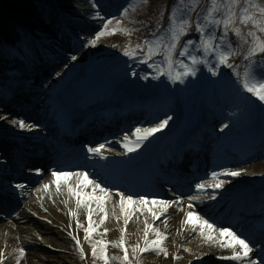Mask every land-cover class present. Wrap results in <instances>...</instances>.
Segmentation results:
<instances>
[{
  "label": "bare ground",
  "instance_id": "6f19581e",
  "mask_svg": "<svg viewBox=\"0 0 264 264\" xmlns=\"http://www.w3.org/2000/svg\"><path fill=\"white\" fill-rule=\"evenodd\" d=\"M4 1L8 2V0ZM50 1L51 0H42L37 11L38 14L40 11H42V9H44L43 11H45L46 14L53 16L50 17L48 15L45 18V22L48 23V26L44 27L40 33L44 41L37 44L34 40L27 38L26 46L31 47L29 54L27 53L28 59H18L20 61L16 59L17 61L14 62V66L18 65L19 63H21L23 66L25 65V75L27 77L34 75V73L41 72L42 68H47L46 70H50L52 72L54 68L53 64L50 66H41L38 63L40 58L46 54V49L51 50L52 53L56 55L57 60L60 61V63H58L56 66H59L61 63H65L69 59V53L71 50L76 52L83 61V59L86 58V53L83 49L84 45L86 44V40L82 39L86 38L87 36H83L82 33H79L84 29L80 26H86L84 31L90 32L95 28L96 24L100 23V19L97 16L98 11L93 8V5L89 0H53V3ZM51 4H53V7L51 8L52 11L51 9L47 10ZM52 20L55 21V23L51 24L50 22ZM74 36L77 37V40L74 45L71 46L69 44V39H71L70 37L74 38ZM36 49H38V54L35 53ZM6 62L8 63L9 61L6 60ZM49 62L51 63L52 61L49 60ZM3 64L5 65V63ZM26 66H28V68ZM27 77H22L23 80H19L15 85H13L16 86L14 88L17 90L19 89V92L26 93V91H28L32 85L39 84L37 81L32 82L31 80H35L33 78H28L30 81L25 80ZM53 87V84H50L48 89L44 90L43 88L41 90L42 94H40L39 98L42 102H46L44 96L53 93ZM0 88L6 89L4 85H0ZM5 102H7L5 104V107H7H4L5 110H8L7 108L10 106L16 105L15 101L13 100L8 99L5 100ZM47 102H50V100H47ZM52 102L57 107V99L53 100ZM11 108L13 107H10V109ZM29 115L30 121L24 122L25 127L21 128L19 123L16 127H14L13 124L8 122L9 118L0 114V133L4 134V141L18 150L20 155L33 152L32 146L34 145L50 144V140L52 139L51 133L42 129L40 126H37V121L44 114L31 113ZM124 142L127 143L126 141ZM131 143H134V140ZM147 144L148 141L144 142L141 147ZM112 147L114 149H119L121 152H127L124 146L120 145L119 147L115 144H112ZM140 148L137 150L139 151ZM101 153L105 154L107 157L120 156L119 154L104 148L101 150ZM91 154L93 153L89 152L87 158H92L94 161L103 160L94 157ZM148 156L149 154L146 153L140 161L135 162L132 166H125V169L127 170L126 172H117L112 175H108L105 185L110 186L113 190L117 189V191H111L105 195L104 193H100L98 189L96 190V195L103 197V202H105L103 205V207L105 206L103 212L100 211L99 208H93L94 205H98L95 200H88L83 195L85 192L91 195L92 186L88 185L87 187H83L81 179L74 176L68 177L67 179L61 177L59 181V190H57L55 185L49 186L47 189L44 187L42 192L39 193V197L35 201L29 202L28 197L24 204H22V207L17 211L16 215L12 218H7L9 219L8 223L0 225V245L5 246L10 242L12 244L18 243V246H20L15 248L11 253V256L15 258L11 264L38 263L36 261H40L42 259L41 251L47 249L46 247H49L50 241L53 240V238L59 237L62 229L66 231L72 230L73 234L79 237H81L84 233H87L86 230L89 227L88 207L92 208L91 226L93 230L98 229L101 225H105L106 222H114V220L107 221L106 219L108 217H112V219H115V221L119 219L125 220V214L121 210L118 193L131 194L132 196L137 195L138 197L142 196L143 193L136 192L137 189L126 188L122 186L120 182L126 178L132 177L140 164L141 167L145 166V158ZM107 163L108 161L95 165L101 166L106 165ZM62 170L65 171L66 169L62 168ZM147 170L150 171V167L147 166ZM86 175L89 177L90 175L95 174L91 172ZM138 179L139 177L134 178V183H138ZM238 179V183L227 185V188L223 186V188L215 190L210 187V185L215 182L207 183L205 184V190L197 191V199H195L196 202L190 199L188 196L187 198L180 196L178 198V203H176L175 206H170L164 210L159 219L164 223L162 225H158L155 229L159 230L160 232L165 231L164 236L166 239L163 241L168 246L170 245V248L172 249L171 261L168 264H198L202 260L204 261L205 259H209L213 256L219 257L220 253L226 254L224 249L220 247L218 243H216V240L208 241L205 239V237L200 235L198 228L193 227V225L198 224V221H196L195 218H193L192 224L186 223L187 213L189 211H193L194 213L202 214L205 218H209L214 216L215 213L223 212V210L221 211L220 205L224 199L230 196L227 195L228 192L231 193L235 190L240 191L244 189L242 186H247L245 183L246 180L242 176H239ZM69 188L81 191L82 195L80 198L84 200L85 203L78 206L76 203V196L68 191ZM174 194L177 195L176 193ZM213 195H215V199L211 198ZM258 197L259 196H256L255 198ZM177 204L182 205V207L179 208ZM189 204L192 205L191 209L188 207ZM126 207L129 211V218L132 216L134 217L135 214H139V219L142 217H152V221H155L156 219L153 218L151 213L148 211V208H152V210L156 211L158 214L161 213V206L153 205L151 203L144 206L132 204L126 205ZM34 209L37 211V213H35ZM261 211L262 210H259V208H251L249 210L250 213H261ZM167 212H169L171 216L166 215ZM245 212L248 211L245 210ZM72 213H75V215ZM165 221H167V223H165ZM211 221L213 220H210V222ZM0 222H2V220ZM38 222H47L51 226H47L46 224L39 226L37 224ZM170 229L173 231L175 230V232L171 234L169 231ZM177 233L179 234L177 235ZM23 248L26 249V251H23V254H21V249ZM237 251H239L238 247ZM233 254V249H231L228 256ZM253 256H256L260 261V264H262L260 260L261 258L257 256L254 251L250 253L249 259ZM220 260L227 264L243 263L242 261L223 258Z\"/></svg>",
  "mask_w": 264,
  "mask_h": 264
},
{
  "label": "snow or ice",
  "instance_id": "6c2138e0",
  "mask_svg": "<svg viewBox=\"0 0 264 264\" xmlns=\"http://www.w3.org/2000/svg\"><path fill=\"white\" fill-rule=\"evenodd\" d=\"M147 3V0H128V3L120 10L121 15L127 17L129 15V10L135 12L137 9L141 8ZM198 4V0H178L177 5L173 6V9L170 14V19L167 26L164 28V31L160 33L159 36H156L153 33L154 39L145 40L144 44L146 46V55L140 59L141 63L149 64L157 72V75L153 79H159L160 77H166L171 80L173 83H185V80L189 77H196L198 72L201 70V67L207 69L212 76H218L220 74L221 67H227L228 69H233V64L230 63V58L234 55L235 46L233 45L230 39V33L236 38H239L242 42H247V38H251V47L249 48L247 55L244 59L247 63L244 66L243 75L237 71L235 73L237 79L240 82V87L247 93H250L255 97L262 106H264V71H258V67L264 66V61L260 62V65L257 64V61L254 59L259 54H264V38H261L257 35V32L264 34V4L258 2V0H210V7L207 9L206 14L198 17L195 25L191 21V14L194 11L195 7ZM99 19L104 21V17H100L97 13ZM113 21L108 19L104 21L101 25V28L95 31L92 35L90 41H86L92 47H96L97 41L104 37L106 34H115V30L109 33V25ZM120 21H117V26H119ZM252 25L255 30L248 31L247 33L242 32L240 26ZM195 29L197 33L196 37L189 38L184 41L183 46L181 47V40L185 36L189 35L191 30ZM122 31H127L126 29H121ZM181 47L180 55L187 58L188 62H185L184 59L179 61L176 60L177 48ZM139 48V46H137ZM193 51L199 53L198 55H193ZM125 57L131 59H137L136 50L127 49L123 52ZM154 56L162 57L161 65H156L153 61ZM214 58V61L209 58ZM72 60L76 59V56L71 57ZM179 64V68L182 71H174V69ZM135 75V73H133ZM147 78V77H145ZM171 117H167L159 121L156 126L150 127L147 129L137 128L135 130L136 141L134 143H125L124 147L127 152H135L140 148L144 141L148 140L150 136L160 132L168 126V122ZM21 128L25 127L23 121L19 122ZM224 127L227 128L228 125L224 124ZM128 137H125L127 140ZM104 148V145L99 147H90L88 151L93 154L100 155L101 150ZM241 171H224L223 173H212V179L217 181L210 185L212 189H221L225 181L218 180V176H230V177H239ZM51 176L56 178L55 183L57 190L60 187V178L63 177L67 179L68 177H78L81 179L82 186L87 187L88 185L92 186V194L83 193L84 197L88 200H95L98 204L100 211H104L103 208V197L96 195V190L98 189L100 193L107 195L110 190L107 186L102 187L100 183H96L93 180H89L87 175L83 172H65V171H53ZM18 188H23V185H17ZM46 189L49 185L44 186ZM197 189L205 190L206 186L203 183L196 185ZM68 191L76 196L77 205L85 203L80 197L82 195L81 191L73 188H69ZM119 202L121 210L125 214V224L128 223L129 211L126 205L139 204L141 206L147 205L149 203L153 205L161 206V213L158 214L156 211H153L152 208H148V211L151 213L154 219L159 220L160 215L163 214L164 210L170 207L178 201L172 200H147L145 197L140 196L136 199L133 198L131 194L118 193ZM215 199V195L211 197ZM190 199L195 200L197 197L193 196ZM188 207L191 209L192 205L189 204ZM75 215V213H72ZM193 218L198 221V224L193 225L194 228H198L200 235L205 237L208 241L216 240V242L222 248H231L233 249L234 254L227 257H222L223 259H230L235 261H242L243 264H256L254 260L249 259V255L252 252V248L249 247V243L245 239H241L236 232L231 230L230 226L217 225L215 221H211L209 218H205L202 214L194 213L189 211L187 213L186 223L192 224ZM88 222L89 227L86 230L88 234H91L93 231L92 228V208L88 207ZM167 223V221H165ZM148 229L154 232L156 239L149 240L148 230L144 233V247L134 248L132 251L135 253L159 251L162 252L165 256L168 255L167 250L160 247L161 242L166 239L164 234L159 230L153 229L151 225L147 226ZM215 234V235H214ZM87 238V237H86ZM75 239V237H73ZM79 245V240L76 241ZM102 245L100 249L99 258L103 259L105 264H108V256L105 251L107 244L103 241L100 242ZM120 247L123 248L124 255L122 258L123 264H131L128 255V249L124 247L123 238L120 240ZM237 247L239 251H237ZM23 249H21V254H23ZM81 254L83 255V249L81 248ZM92 256L97 257V246L94 244L92 246Z\"/></svg>",
  "mask_w": 264,
  "mask_h": 264
},
{
  "label": "rangeland",
  "instance_id": "374dc122",
  "mask_svg": "<svg viewBox=\"0 0 264 264\" xmlns=\"http://www.w3.org/2000/svg\"><path fill=\"white\" fill-rule=\"evenodd\" d=\"M50 2L53 3V0ZM93 2V0H92ZM91 2V3H92ZM102 0H95L93 4L95 6H98ZM105 2V1H104ZM50 6L47 10H49ZM42 9L41 13L43 16H46L45 11ZM41 17L40 24L43 27H47L48 23L45 22V18ZM119 17H122L125 26L128 24H134L133 16L129 13L127 17H124L121 15V12L118 16L109 18V19H117ZM108 20V19H107ZM52 23H55L53 21ZM122 24V23H120ZM113 26L117 27L118 29L121 28L120 26H117L116 23H113ZM85 28L86 26H80ZM97 28L100 29V26L97 25ZM41 32V31H40ZM93 37H89L88 41H90ZM104 37H101L97 41L96 47H92L89 43L86 44V50L87 51V57L90 59V50L91 51H100V48L102 47L101 43L103 41ZM139 54L141 52L139 51ZM193 55H198L199 53H196L193 51ZM78 57V56H76ZM84 58V68L80 70L79 67H76L72 63H68L66 67H62L61 73L59 76L57 75L56 79L59 80L62 76L64 77V74L69 73H78L77 76H79L81 80V85L79 89L76 90L75 95L77 99L79 97H82L83 95H86V101L88 103H92L94 99H92L91 94L89 92V89L95 84L98 83V94L95 96L100 97L103 96V100H112V99H120V98H126L131 99L133 101L137 100L138 98L145 99V97H150L151 95L161 93L168 94L170 88L169 79L166 77H160L159 79H153L154 76L157 75V72L154 70L153 67L149 66V64H142L139 60V58H142L143 56L138 55L137 59L134 61L136 66L132 67L130 71L125 72L126 69L130 68L133 65V62L125 63V60L123 62L118 61L115 66H111V62L108 57H105L104 55L99 58V61L97 64L92 65V60ZM180 55L177 59L181 58ZM79 58V57H78ZM184 58L185 62H188L187 58ZM176 59V60H177ZM81 60V59H80ZM156 65H161L160 60H154ZM75 63V62H74ZM179 64L176 66L174 71H182V69H178ZM65 68H67V72H65ZM258 71H264V66L258 67ZM5 73L4 71L0 70V74ZM135 73V75H133ZM4 75V74H3ZM14 77H18V75H14ZM147 77V78H145ZM104 78L106 80H104ZM215 76H212L211 73L206 71V74L204 75L201 73V71L198 72L196 77H189L188 79L191 82V85L187 87V91H190V98L185 99V109H186V115L188 114V117L186 118L183 129L187 130L192 125L196 128L195 131L198 133L199 130L202 128L204 124L209 125L208 130L210 131L213 128L218 127V131H221L222 135L221 138L215 137L214 142L218 143V145L224 144L228 142L229 144H232L231 146L233 148L231 149V157L232 162L231 165L225 166L224 168H220L219 170H215V168L211 171H215L217 173H223L224 171H241V175L244 179H246L248 187L251 188L247 195L245 196V199L241 200L240 202H247L248 204L252 202L251 199L255 197V194L260 193L261 200L264 201V160H238L240 158H236L232 153L234 151H237L238 148L235 150V145H238L240 143L246 142L247 135L250 137L251 134H254L256 129L253 130V132L248 131L247 129L245 131L244 127L248 125V119L244 115V113L240 110L241 104H238L239 98H240V92L235 94L234 96L230 97V94L225 96L227 92L226 84H220L218 85L217 80L215 79ZM61 80V79H60ZM194 80V82H192ZM102 81V82H98ZM96 89V87H94ZM203 91V92H202ZM206 94H209L210 100H209V106L205 107L204 101L206 98ZM216 93V94H214ZM212 94L213 97H212ZM205 95V96H204ZM229 96V97H228ZM49 98H55L54 95L50 96ZM204 99L202 102L201 99ZM228 98V99H227ZM230 100L231 108L228 110L226 109H219L216 110L215 105L222 103V101ZM27 100V103L30 102V98L23 97L21 99V102H25ZM119 101V100H118ZM208 101V100H207ZM146 102V101H145ZM96 103H93L92 106H94ZM33 104V103H31ZM101 104V103H100ZM149 106L154 107L155 104L151 103ZM15 114L13 115L9 114L8 111L4 110L0 106V114L5 115L8 119V122L10 124H13L14 127L17 126V124L22 120L21 114L22 112H18L16 108ZM7 114V115H6ZM171 117L168 122V126L161 130L160 132L167 131L171 126L175 119V115L169 114L165 116L163 119ZM206 118L208 121H206ZM160 119L159 121L163 120ZM216 120V121H214ZM156 121V124L159 122ZM9 124V125H10ZM224 124H227L228 127L225 128ZM152 125V126H150ZM153 122H143L142 128H150L154 127ZM156 126V125H155ZM198 126V127H197ZM211 126V127H210ZM201 132V130H200ZM246 133H248L246 135ZM132 137V136H130ZM129 137V138H130ZM135 137V136H134ZM131 138L128 143L131 144L133 140L136 138ZM123 141L125 139H122ZM120 141V140H119ZM260 141H264V138H261ZM217 147V146H216ZM214 151H216L214 147ZM213 151V152H214ZM250 153V151H249ZM253 153V152H251ZM250 153V154H251ZM249 154V155H250ZM6 166V168H0V171H6L8 164L6 162H3ZM208 177H206V180L204 184L207 183H213L217 182L212 179V173ZM218 180L225 181L224 187L227 188V185L238 183L237 177H230V176H224L220 175L217 178ZM41 191L40 187L36 189ZM35 191V192H36ZM236 191V190H235ZM34 192V195L32 196V199L34 196L37 197L38 193ZM257 192V193H256ZM259 192V193H258ZM105 202H103L104 205ZM152 206V205H151ZM159 206V205H157ZM99 208L98 205H94L93 208ZM105 209V206L103 207ZM95 209V210H96ZM100 210V209H99ZM264 221V215L259 214L257 216V222L260 224L262 223V219ZM128 223L125 224V220H116L112 219V217H108L106 220H114V222L109 223L106 222L105 225H101L98 229L93 230L91 234L84 233L81 237L75 236L73 234V231H65L64 233H60L58 238H53V240L50 241V246L45 250L42 251L41 260L36 261L38 263L36 264H105L103 259H100L99 257L96 258V260H92V246L95 244L97 246L98 255L100 254V249L102 245L100 244L101 241H103L105 244H107V248L105 249L106 253L108 251H111L113 255H117L118 251L122 252L123 248L119 246L121 238H123L124 241V247L128 249V255L129 260L131 261V264H168L171 261L172 256V249L170 248V245L168 246L164 241L161 242L160 247L167 250L168 255L165 256L162 252L159 251H152L149 250L148 252H133L132 249L134 248H143L144 247V233L146 230H148L149 240L156 239L155 234L153 231L148 229V225H151L153 229L157 228L158 225H162L164 222L162 220H156L152 221V217L148 218H140L139 214H135L133 217H127ZM140 220V221H139ZM43 224V222H41ZM49 224V223H48ZM48 226H51L50 224ZM171 234L175 232L172 229L169 230ZM162 234L165 233V231L161 232ZM179 233H177L178 235ZM75 237V239H73ZM87 237V238H86ZM242 239V238H241ZM79 240V245L76 243V241ZM217 243V242H216ZM215 243V244H216ZM18 247L17 244L8 243L7 245H0V264H11L12 261L15 260L14 257L11 256L13 248ZM56 247H59L61 249V252H54L52 250H56ZM81 248L83 249V255L81 254ZM224 253H220L219 256L227 257L231 248H223ZM25 252V251H24ZM188 252V251H187ZM186 252V253H187ZM124 253V251H123ZM108 264H122V258L121 257H113L108 255ZM42 260H45L42 262ZM203 264V263H201ZM211 264V263H209Z\"/></svg>",
  "mask_w": 264,
  "mask_h": 264
},
{
  "label": "trees",
  "instance_id": "16d2710c",
  "mask_svg": "<svg viewBox=\"0 0 264 264\" xmlns=\"http://www.w3.org/2000/svg\"><path fill=\"white\" fill-rule=\"evenodd\" d=\"M204 8L202 11H199L202 5H199V8L196 11H193V17H200L204 15L207 9L210 7V0H200ZM42 0H0V46L3 43L6 44H15L18 39V30H35V27L32 23V19L36 16L38 11V6ZM258 2L264 4V0H258ZM178 0H147V3L139 8V15L137 14V26L130 28H123L127 31H124L123 37L128 41V45L135 44V47L144 44V41L151 36L153 33L156 34V29L163 26V24L168 20L170 13L173 9V6L177 5ZM242 32L247 33L248 31L255 30L252 25L242 26ZM122 33V32H121ZM257 35L261 38H264V34L257 32ZM231 37H236L231 34ZM114 43H120L118 37L113 38ZM125 46L127 43H124ZM123 46V44H121ZM257 63L264 61V54H259L254 58ZM241 60V57L238 58V61ZM245 63L237 67L235 70H230L231 75L230 79L238 82L235 73L236 70H240L241 76L244 72Z\"/></svg>",
  "mask_w": 264,
  "mask_h": 264
}]
</instances>
